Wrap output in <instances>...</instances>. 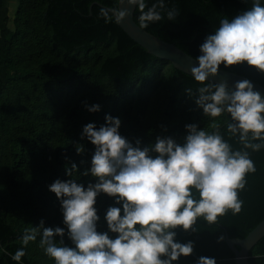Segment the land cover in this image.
Segmentation results:
<instances>
[{"label": "trees", "instance_id": "trees-1", "mask_svg": "<svg viewBox=\"0 0 264 264\" xmlns=\"http://www.w3.org/2000/svg\"><path fill=\"white\" fill-rule=\"evenodd\" d=\"M11 1L0 0V264H55L40 246L39 233L27 246L22 242L25 231L39 227L42 220L44 227L65 228L64 243L74 246L67 237L61 202L49 186L57 179H74L85 187L96 182L91 175H82L95 152L82 133L89 123L97 129L106 124L107 115L120 119L119 133L133 145L139 140L145 147L164 135L183 144L185 125L195 123L209 133L219 128L233 151L249 153L256 171L246 175L245 188L238 192L241 212L233 215L229 210L215 224L200 217L195 232L174 230L175 241H192L198 257L236 264L226 231L230 237L245 238L264 219V148L245 149L239 134L227 131L230 114L213 118L197 106V90L204 85L150 54L114 18L106 23L100 16L102 6H92L99 2L118 7L119 0H15L17 5L10 6ZM254 2L164 0L165 9H158L163 19L144 29L197 58L221 19H233ZM259 2L264 6V0ZM145 3L151 7L158 0ZM170 9L178 11L173 21L167 19ZM139 15L137 8L138 24ZM220 68L264 85V73L247 63ZM93 105L100 110L88 111ZM73 163L77 170H71ZM66 169L72 171L71 177ZM115 199L100 193L94 205L100 217L97 231L108 232L110 238L117 234L107 228V209H122ZM21 248L25 256L20 262L12 260ZM249 259L264 264V237ZM173 264H198V260L191 254Z\"/></svg>", "mask_w": 264, "mask_h": 264}, {"label": "clouds", "instance_id": "clouds-1", "mask_svg": "<svg viewBox=\"0 0 264 264\" xmlns=\"http://www.w3.org/2000/svg\"><path fill=\"white\" fill-rule=\"evenodd\" d=\"M124 2L120 0V5ZM126 2L139 9L141 29L163 19L158 9H165L164 0L151 7L145 0ZM128 15L120 6L100 9L106 23L114 18L120 24ZM166 15L173 21L178 11L170 9ZM219 24L215 34L201 44L198 66L190 69L194 80L204 85L197 90L196 104L213 118L230 114L227 131L232 136L239 134L245 149L259 151L264 143L252 141L264 142L260 92L248 80L237 81L233 90L226 83H208V78L216 76L222 64L227 68L247 63L264 73V6L255 0L249 10L231 20L225 17ZM87 110L97 112L100 106ZM105 120L99 129L93 123L85 125L82 133L95 146L91 167L82 175H91L96 182L85 187L74 179H57L49 186L61 202L67 237L74 246L64 243L65 228L44 227L43 220L39 227L25 231L23 245L35 241L39 233L40 246L55 264H173L194 250L192 241H175V229L195 232L200 217L215 224L229 210L233 215L241 212L243 201L238 192L245 188L246 175L256 171L255 164L247 151H233L219 128L209 133L195 123L186 124L183 144L164 135L141 147L139 140L133 145L120 135L119 118L107 115ZM71 170H77V165L73 163ZM71 170L66 169L70 177ZM100 193L122 204V209L109 207L105 215L115 238L97 231L100 217L94 205ZM25 254L23 248L18 249L11 259L20 262ZM198 264H216V260L201 256Z\"/></svg>", "mask_w": 264, "mask_h": 264}, {"label": "water", "instance_id": "water-1", "mask_svg": "<svg viewBox=\"0 0 264 264\" xmlns=\"http://www.w3.org/2000/svg\"><path fill=\"white\" fill-rule=\"evenodd\" d=\"M94 4H99L106 9H111L99 2H94ZM91 6V10H92ZM119 6L121 10L127 9L129 15L118 24L135 42L144 47L150 54L157 56L158 58L169 61L173 66L191 75V67L198 66L197 58L193 57L182 48L177 46L175 43L166 41L153 33L147 31L146 29H141L139 24L135 19V6H130L127 4L126 0L123 4ZM118 6V7H119ZM192 76V75H191ZM248 80L250 81L255 91H259L261 97L264 98V85L250 79L244 75L225 70L219 69L216 76H210L208 82L215 84L226 83L227 86L234 90V85L237 81ZM264 237V219L252 230L245 238L230 237L229 233L226 231V241L230 249L235 255L236 264H252L250 262V252L254 246ZM197 260L199 258L195 253H192ZM180 259V258H179ZM178 259V261H179Z\"/></svg>", "mask_w": 264, "mask_h": 264}, {"label": "rangeland", "instance_id": "rangeland-1", "mask_svg": "<svg viewBox=\"0 0 264 264\" xmlns=\"http://www.w3.org/2000/svg\"><path fill=\"white\" fill-rule=\"evenodd\" d=\"M17 5V1H11V3H10V6H16Z\"/></svg>", "mask_w": 264, "mask_h": 264}]
</instances>
